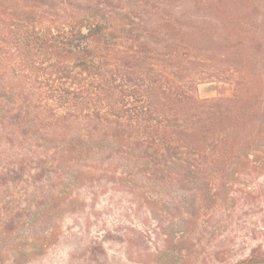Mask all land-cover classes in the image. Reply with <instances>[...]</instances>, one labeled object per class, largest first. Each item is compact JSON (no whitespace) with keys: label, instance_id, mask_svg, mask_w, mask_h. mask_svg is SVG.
Returning <instances> with one entry per match:
<instances>
[{"label":"trees","instance_id":"16d2710c","mask_svg":"<svg viewBox=\"0 0 264 264\" xmlns=\"http://www.w3.org/2000/svg\"><path fill=\"white\" fill-rule=\"evenodd\" d=\"M203 1L221 17L262 11L260 30L244 43L235 19L216 33L200 0H0V264L58 238L50 216L68 193L57 185L142 198L166 245L212 235L219 209L261 196L248 182L264 177V0ZM215 80L229 86L201 98ZM25 171L47 205L10 198ZM187 183L190 196L162 198ZM234 264H264V250Z\"/></svg>","mask_w":264,"mask_h":264},{"label":"rangeland","instance_id":"374dc122","mask_svg":"<svg viewBox=\"0 0 264 264\" xmlns=\"http://www.w3.org/2000/svg\"><path fill=\"white\" fill-rule=\"evenodd\" d=\"M204 3L203 0L198 3L200 9L197 15L201 18L206 14L213 20L212 31L216 33H221L224 23H233L235 19L238 23L237 28L240 26L243 28L244 43L249 41V35L257 34L260 30L262 11L253 8L251 13L250 5L230 8L231 13L226 12L224 14L226 17H221L216 9L205 12ZM203 45L204 43L200 42L198 47ZM218 59L216 53L212 62L214 67L223 68L227 65L222 66L217 62ZM225 71L228 72V68ZM223 86L228 87V82L219 80L201 82L198 85V95L201 98L215 97ZM3 149V143H0L2 200ZM4 152L7 153V149ZM30 175L25 171L20 180L14 179L13 186L9 184L7 187L8 193H12L10 198L16 197L21 205H26L29 197L33 195H38L40 201L46 200L33 188L34 182ZM22 180L27 182V192ZM238 183L241 186L243 182ZM48 184L50 183L47 180L41 182L40 192L49 191ZM181 185L186 187V192L179 189ZM248 185L252 189L263 186L264 177L249 181ZM192 186L193 183L169 185L170 189L163 193L162 198L171 200L173 197L190 196ZM57 187L56 193L65 190L68 193L60 201L62 204L50 216L58 226V238L45 252L26 264H176L181 260L182 253H191L193 264H234L249 257L253 249L264 250V190L259 198L250 203L239 201L235 206L227 207L226 204L219 209L215 229H211L212 235L196 232L197 239L192 244L166 245L155 225L156 216L148 213L142 198H136L123 188L109 187L97 191L96 188L86 186L71 188L69 185V189L63 185ZM178 246L179 248L186 246L181 254L178 252Z\"/></svg>","mask_w":264,"mask_h":264}]
</instances>
